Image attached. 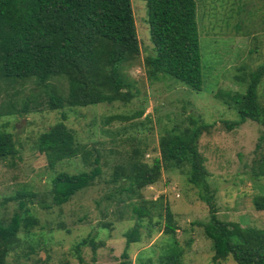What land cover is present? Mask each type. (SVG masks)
<instances>
[{"label":"rangeland","instance_id":"obj_1","mask_svg":"<svg viewBox=\"0 0 264 264\" xmlns=\"http://www.w3.org/2000/svg\"><path fill=\"white\" fill-rule=\"evenodd\" d=\"M130 1L140 49L135 61L122 69L135 95L130 103L51 111L49 94L65 96V79L54 78L44 87L34 80H0V108L7 111L12 104L16 111L0 116V129L12 134L17 150L0 161V221L9 220L21 202L22 216L36 221L29 229L21 228L5 264H79L78 256L83 264H137L138 257L156 264L172 239L183 251L184 264H212L211 241L198 225L208 220V207L188 183L186 169L162 170L155 184L135 193L127 191L128 181L111 182L117 167L128 172L134 150L150 166L160 156V138L173 127L181 131L191 126L192 119L213 125L199 138L198 148L218 219L264 230V211L253 205L255 197L264 196V127L250 120L234 129L225 125L238 120L227 94L245 92L246 85L236 77L264 63V0H195L203 75L198 92L170 77L157 82L148 78L145 59L154 55L148 10L145 2ZM258 95L264 105V78ZM112 116L123 119L108 123ZM59 122L73 134L80 153L50 167L37 150V140ZM95 158L102 174L94 185L61 207L52 206L51 180L60 173L90 171ZM142 205L150 215L139 221L141 241L128 247L124 260L125 233L137 222L132 210ZM165 206L173 216L174 237L164 233ZM91 239L95 251L89 243L78 247Z\"/></svg>","mask_w":264,"mask_h":264},{"label":"trees","instance_id":"obj_2","mask_svg":"<svg viewBox=\"0 0 264 264\" xmlns=\"http://www.w3.org/2000/svg\"><path fill=\"white\" fill-rule=\"evenodd\" d=\"M141 1L148 10L149 35L154 49V55L145 59L148 78L157 82L170 77L193 91H200L203 75L195 0ZM139 54L130 0H0V80H34L37 86L44 87L54 78L65 79V96L49 94L51 111L130 103L135 95L122 69L132 64ZM263 78L264 63L249 74L236 77L237 82L246 87L243 94H227L228 103L232 102L238 115V120L225 122L228 129L237 128L248 120L264 127V105L258 95ZM15 112L12 104L7 111L0 108V116ZM62 119L65 120V115ZM117 119L123 117L112 116L107 122ZM190 125L181 131L173 127L160 138V156L150 166L141 161V152L134 150L128 172L117 167L111 182L128 181L127 191L135 193L155 184L162 170L186 169L188 183L198 189L200 200L208 207V220L198 225L211 241L212 264L230 260L235 264H264V230L241 227L217 217L214 193L207 184L205 158L198 148L199 138L213 125L193 119ZM37 150L46 155L50 167L80 153L73 134L63 122L39 136ZM16 152L12 134L0 129V161L14 157ZM261 173L264 174V169ZM101 174L98 158L88 172L58 174L51 180L52 206L68 203L77 193L93 186ZM253 205L256 211H264V196L255 197ZM24 207L25 203L21 202L9 220L0 221V264H5L7 255L17 245L21 228L29 229L36 223L22 216ZM146 207L142 205L132 210L137 222L125 233L126 245L121 255L124 260L128 259V247L141 241L139 221L150 215ZM164 210V233L174 237L173 216L168 206ZM87 243L96 250L92 239L78 247ZM182 256L183 251L172 239V246L156 264H184ZM78 259L79 264H83L80 256ZM137 259V264H154L150 259Z\"/></svg>","mask_w":264,"mask_h":264}]
</instances>
